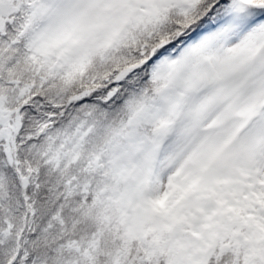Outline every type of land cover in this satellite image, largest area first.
<instances>
[{"label":"snow or ice","instance_id":"6c2138e0","mask_svg":"<svg viewBox=\"0 0 264 264\" xmlns=\"http://www.w3.org/2000/svg\"><path fill=\"white\" fill-rule=\"evenodd\" d=\"M0 264H264V0H0Z\"/></svg>","mask_w":264,"mask_h":264}]
</instances>
